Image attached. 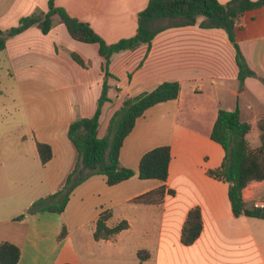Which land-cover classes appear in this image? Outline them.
<instances>
[{
	"label": "crops",
	"instance_id": "obj_1",
	"mask_svg": "<svg viewBox=\"0 0 264 264\" xmlns=\"http://www.w3.org/2000/svg\"><path fill=\"white\" fill-rule=\"evenodd\" d=\"M228 4L231 0H219ZM149 0H55L70 16L89 23L108 44L137 34L138 16ZM49 0H0V29L9 30L35 13H47ZM194 26L160 33L150 46L116 54L107 79L108 98L102 108L98 137L108 134L113 115L126 99L152 92L164 82H179L178 99L160 103L138 119L120 153V166L136 175L108 186L104 175H94L78 186L62 214L26 215L32 204L60 191L73 172L78 153L68 137L77 119L96 113L105 75L97 44L74 40L55 18L48 34L37 27L9 38L0 54L9 75L23 80V94H37L34 131L19 154L32 155L40 170H0V245L18 246V264H264V220L235 217L230 186L208 175L219 168L225 151L211 139L220 109H240L242 121L253 123L248 135L252 149L260 146L259 121L264 120V7L245 12L236 40L257 78L249 77L240 90L236 50L223 29ZM72 53L85 63L79 65ZM20 86V87H21ZM255 138V145L252 143ZM37 143L52 148V159L40 161ZM169 146L171 162L166 182L175 195L160 204L135 201L164 183L141 180L142 157ZM25 148L29 151H26ZM13 151V148L10 149ZM1 157V152H0ZM14 157V156H13ZM8 164L4 165L6 169ZM256 206H263L258 202ZM202 210L203 230L191 246L183 245L188 212ZM112 213L108 226L122 221L129 228L110 240L96 241L94 232L103 211ZM67 236L59 241L63 229ZM149 258L140 261L138 252Z\"/></svg>",
	"mask_w": 264,
	"mask_h": 264
},
{
	"label": "trees",
	"instance_id": "obj_2",
	"mask_svg": "<svg viewBox=\"0 0 264 264\" xmlns=\"http://www.w3.org/2000/svg\"><path fill=\"white\" fill-rule=\"evenodd\" d=\"M263 7L264 0H231L228 4H222L219 0H149L146 9L139 13L137 34L114 44H108L89 23L73 18L64 8L57 7L55 0H49L47 13H35L22 18L16 27L9 30L0 29L1 53L6 50L9 38L34 26L42 33L48 34L55 26V18H58L74 40L97 44L99 54L104 59L105 81L95 115L77 119L69 127L68 137L78 153L73 172L60 191L35 201L27 213L16 220L42 212L64 213L73 191L94 175H104L108 186L118 185L136 175L134 170L120 166V153L126 138L133 132L138 119L143 117L146 111L160 103L178 99L181 86L179 82H164L152 92L126 99L123 106L113 115L107 136L99 138L98 129L102 108L109 101L107 79L112 76L109 67L116 54L135 51L143 45L150 46L160 33L171 28L194 26L199 18H204L200 24L202 28L223 29L228 34L236 50L239 66L238 79L240 90H243L246 79L257 78V75L246 63L236 40V28L245 12ZM161 23L166 24L160 25ZM72 58L79 65L85 66L78 54L72 53ZM261 82L264 84V79H261ZM252 128L253 123L242 121L239 108L232 112L219 110L211 139L222 146L226 155L222 165L217 169L209 170L208 175L229 184V198L235 217L244 216L264 220V205L250 206V203L259 197L264 186V120L257 124L260 146L256 149H252L248 141ZM37 149L41 163L47 164L53 156L52 148L48 144L37 143ZM171 159L169 146L155 148L142 157L139 164V178L158 180L164 184L135 201L160 204L166 194L175 195V191L166 186ZM111 216L112 213L109 210L100 214L94 232L96 241L110 240L129 228L127 221H122L114 227L108 226ZM202 230V210L197 206L188 212L184 223L181 237L183 245H193L201 236ZM66 236L67 231L64 228L58 238L59 241ZM20 257L21 250L18 246L8 242L0 245V264H18ZM138 257L140 261H145L149 258V254L143 250L138 252Z\"/></svg>",
	"mask_w": 264,
	"mask_h": 264
},
{
	"label": "rangeland",
	"instance_id": "obj_3",
	"mask_svg": "<svg viewBox=\"0 0 264 264\" xmlns=\"http://www.w3.org/2000/svg\"><path fill=\"white\" fill-rule=\"evenodd\" d=\"M257 1V0H252ZM161 23L160 25H165ZM9 64L4 61L0 54V170H40L39 163L32 155L19 154L17 146L27 144L32 148L31 143H26L23 138L30 137L34 131L33 119L37 112L33 108L38 105L37 94H23V80L13 79L9 73ZM21 86V87H20ZM32 108V109H31ZM252 143L255 145V138L252 136ZM13 148V151L10 149ZM26 151H29L25 148ZM14 156V157H13ZM8 164L5 169L4 165ZM3 189L0 193L8 192L7 186L1 183ZM258 202L264 203V186L262 192L250 206Z\"/></svg>",
	"mask_w": 264,
	"mask_h": 264
}]
</instances>
